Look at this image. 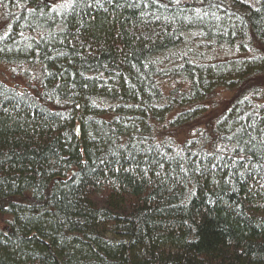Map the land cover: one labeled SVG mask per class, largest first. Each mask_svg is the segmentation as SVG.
<instances>
[{
	"label": "trees",
	"instance_id": "trees-1",
	"mask_svg": "<svg viewBox=\"0 0 264 264\" xmlns=\"http://www.w3.org/2000/svg\"><path fill=\"white\" fill-rule=\"evenodd\" d=\"M254 44L264 0H0V264H264Z\"/></svg>",
	"mask_w": 264,
	"mask_h": 264
},
{
	"label": "rangeland",
	"instance_id": "rangeland-1",
	"mask_svg": "<svg viewBox=\"0 0 264 264\" xmlns=\"http://www.w3.org/2000/svg\"><path fill=\"white\" fill-rule=\"evenodd\" d=\"M252 50H253V52L264 53V46L260 45V44H257V45L254 44ZM216 57H221V56H220V54H217ZM257 80L259 82H262L264 80V75L263 74H259V75L255 76V77L251 76L250 79H247V81H257ZM259 82H256V83L258 84ZM242 84H244V83H242ZM237 88L241 90L240 85ZM238 89H236V87H235V89H232L231 91H229V89H216L215 92L213 94H211L212 95L211 101L209 99V102H206V105L208 106V112L205 113L203 119H205V120L209 119L211 117V115L214 114V112L211 109V107L213 105H215L216 107L222 106V104H224L225 100H227L226 102H228L232 92L233 93L237 92ZM213 102L216 103V104H213Z\"/></svg>",
	"mask_w": 264,
	"mask_h": 264
},
{
	"label": "snow or ice",
	"instance_id": "snow-or-ice-1",
	"mask_svg": "<svg viewBox=\"0 0 264 264\" xmlns=\"http://www.w3.org/2000/svg\"><path fill=\"white\" fill-rule=\"evenodd\" d=\"M72 4H73V10H74L75 4H76V0H72Z\"/></svg>",
	"mask_w": 264,
	"mask_h": 264
}]
</instances>
